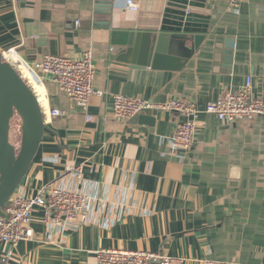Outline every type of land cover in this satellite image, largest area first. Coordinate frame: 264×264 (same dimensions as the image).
<instances>
[{"label": "crops", "instance_id": "obj_1", "mask_svg": "<svg viewBox=\"0 0 264 264\" xmlns=\"http://www.w3.org/2000/svg\"><path fill=\"white\" fill-rule=\"evenodd\" d=\"M137 11L114 0L110 28L95 26L91 0H0V51L19 45L32 63L43 54L80 57L91 49L95 86L102 96L78 109L46 76L44 129L16 193L34 196L49 182L89 196L75 228L43 221L36 208L33 236L0 264H96L100 248L159 251L174 264H264V117L219 121L203 110L225 90L250 77L252 94L264 97V0H207L208 32L177 70L138 65L112 44L111 28L151 33L165 0H136ZM165 61V60H162ZM114 93L154 104L188 99L200 109L188 151L169 142L185 118L153 109L152 124L116 118ZM52 109L60 114L50 116ZM86 115L92 118L88 120ZM80 167L81 182L68 168ZM90 219V221H89Z\"/></svg>", "mask_w": 264, "mask_h": 264}, {"label": "built area", "instance_id": "obj_2", "mask_svg": "<svg viewBox=\"0 0 264 264\" xmlns=\"http://www.w3.org/2000/svg\"><path fill=\"white\" fill-rule=\"evenodd\" d=\"M236 6L242 0H228ZM124 8L131 11L139 9L136 0H123ZM19 45L1 51L3 57L16 69L23 80L31 87L28 77L37 84L49 76L59 91L80 110L86 111L89 99L102 96L104 92L95 86V65L91 49H86L76 58L66 54H43L32 63L22 59ZM32 88V87H31ZM33 90V89H32ZM34 91V90H33ZM111 111L116 118L129 119L145 114L153 109H163L181 114L185 119L178 122L169 137L170 146L174 151H188L194 140L197 117L201 112L196 104L188 99L173 98L162 104H154L140 97H131L114 93L111 96ZM214 115L223 123L236 120L264 117V97L254 96L250 77H246L243 85L235 91L225 90L216 99L209 102L203 110ZM60 114L59 109H52L50 116ZM91 120L90 115H86ZM75 172L81 182L80 167L68 168ZM89 196L76 188H69L49 182L44 184L34 196H24L16 192L0 209V245L7 244L9 251L1 262H5L12 250L23 240L33 236L31 223L36 208L42 212L43 221L52 224H63L75 228L83 222ZM90 221V219H89ZM175 259L159 251L129 250L118 248H100L96 251V264H174ZM206 264H244L238 262H206Z\"/></svg>", "mask_w": 264, "mask_h": 264}, {"label": "water", "instance_id": "obj_3", "mask_svg": "<svg viewBox=\"0 0 264 264\" xmlns=\"http://www.w3.org/2000/svg\"><path fill=\"white\" fill-rule=\"evenodd\" d=\"M95 26L110 28L114 0H91ZM207 0H165L158 28L151 33L111 28L112 44L124 48L117 59L128 60L136 49L144 53L138 65L159 67L160 63L180 69L193 55L208 32ZM165 60V61H162ZM135 62L133 64H135ZM20 118V142H10L11 120ZM133 122L152 124L154 117L139 114ZM44 129L43 112L32 88L0 51V209L15 193L30 166Z\"/></svg>", "mask_w": 264, "mask_h": 264}, {"label": "rangeland", "instance_id": "obj_4", "mask_svg": "<svg viewBox=\"0 0 264 264\" xmlns=\"http://www.w3.org/2000/svg\"><path fill=\"white\" fill-rule=\"evenodd\" d=\"M20 124V118L17 115H14L11 120L9 139L10 142L15 145L16 149H18L20 142Z\"/></svg>", "mask_w": 264, "mask_h": 264}, {"label": "bare ground", "instance_id": "obj_5", "mask_svg": "<svg viewBox=\"0 0 264 264\" xmlns=\"http://www.w3.org/2000/svg\"><path fill=\"white\" fill-rule=\"evenodd\" d=\"M27 80L29 81V84L31 85L32 89L34 90V92H35V94H36V96L38 98V101L40 103V106H42V100H41V98L38 96V94L36 92L37 89L41 91L42 90V86L40 84H37V82L34 79L30 78V77H28Z\"/></svg>", "mask_w": 264, "mask_h": 264}]
</instances>
